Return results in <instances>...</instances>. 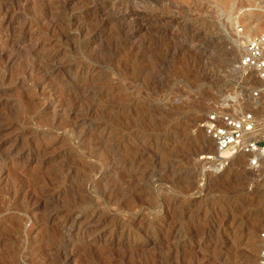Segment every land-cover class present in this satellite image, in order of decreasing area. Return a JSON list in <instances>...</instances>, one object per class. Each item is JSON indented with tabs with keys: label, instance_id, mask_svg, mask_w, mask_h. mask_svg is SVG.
I'll return each instance as SVG.
<instances>
[{
	"label": "rangeland",
	"instance_id": "1",
	"mask_svg": "<svg viewBox=\"0 0 264 264\" xmlns=\"http://www.w3.org/2000/svg\"><path fill=\"white\" fill-rule=\"evenodd\" d=\"M243 14L264 0H0V264L258 263L262 168L202 127L259 115Z\"/></svg>",
	"mask_w": 264,
	"mask_h": 264
},
{
	"label": "built area",
	"instance_id": "2",
	"mask_svg": "<svg viewBox=\"0 0 264 264\" xmlns=\"http://www.w3.org/2000/svg\"><path fill=\"white\" fill-rule=\"evenodd\" d=\"M239 70H246L258 81H264V33L249 38L236 64ZM263 97L264 86L253 92ZM243 98L227 99L212 109L202 127L214 142L217 151L228 155L248 156V164L255 169L264 166V115L253 110H243ZM261 247L257 264H264V230L260 233Z\"/></svg>",
	"mask_w": 264,
	"mask_h": 264
},
{
	"label": "bare ground",
	"instance_id": "3",
	"mask_svg": "<svg viewBox=\"0 0 264 264\" xmlns=\"http://www.w3.org/2000/svg\"><path fill=\"white\" fill-rule=\"evenodd\" d=\"M252 3V1H251ZM241 21H243L245 23L246 26V32L244 34V38L245 39H249L255 35H260L262 33H264V26L261 25V23H255L256 21V17L254 16V14H243V15H239L238 17H236L235 19L231 20V25L234 27L236 26L238 23H240ZM240 71H246L245 69L240 70ZM264 82V81H263ZM263 97L261 99H253L251 98L250 100V106L251 107H255L258 112V116L260 115H264V95H262ZM255 112V111H254ZM205 132V131H204ZM264 133V131H263ZM207 136V135H206ZM208 137V136H207ZM209 138V137H208ZM210 139V138H209ZM211 140V139H210ZM212 141V140H211ZM214 143V142H213ZM216 148V147H215ZM217 150V149H216ZM218 153H220L219 151H217ZM222 155V160H227V159H231L232 158H236V155H238L239 159H248V156L246 155H242V154H236V155H228L225 154V152H221L220 153ZM220 158V159H221ZM260 175L264 174V166L262 167V169L259 171ZM261 242V240H260Z\"/></svg>",
	"mask_w": 264,
	"mask_h": 264
}]
</instances>
